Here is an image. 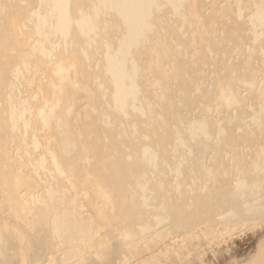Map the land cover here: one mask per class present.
Listing matches in <instances>:
<instances>
[{
    "label": "bare ground",
    "instance_id": "obj_1",
    "mask_svg": "<svg viewBox=\"0 0 264 264\" xmlns=\"http://www.w3.org/2000/svg\"><path fill=\"white\" fill-rule=\"evenodd\" d=\"M262 226L264 0H0V264H183Z\"/></svg>",
    "mask_w": 264,
    "mask_h": 264
},
{
    "label": "rangeland",
    "instance_id": "obj_2",
    "mask_svg": "<svg viewBox=\"0 0 264 264\" xmlns=\"http://www.w3.org/2000/svg\"><path fill=\"white\" fill-rule=\"evenodd\" d=\"M242 231L238 232V236L236 233L234 236L227 238L224 242H221L222 245H220L221 243L219 244L216 243L215 244L216 246H214V244L209 245V246L206 244L203 245V247H200L198 249L200 255L197 253V251H195V254L197 255H195L192 251L189 253L192 256H189L188 254L185 258H187L188 256L189 258L185 260V263L183 262L184 260L183 258L182 263L183 264H189V263L190 264H201V263L203 264H235L236 262L240 263L242 261H245L252 254H254L255 249H256L255 245L264 236V227L263 226L258 227L254 231H250L248 229L242 230ZM225 242H226V245H223L225 244ZM217 245H219L220 247ZM201 250H204V252L202 251L203 254L201 253ZM199 259H200V262H199ZM233 259L235 260V262ZM121 260L122 262H124L125 260V263L127 261L126 264L129 263L128 259L126 258L122 259L120 257L115 262H121Z\"/></svg>",
    "mask_w": 264,
    "mask_h": 264
}]
</instances>
